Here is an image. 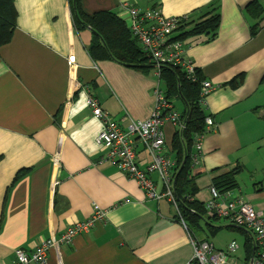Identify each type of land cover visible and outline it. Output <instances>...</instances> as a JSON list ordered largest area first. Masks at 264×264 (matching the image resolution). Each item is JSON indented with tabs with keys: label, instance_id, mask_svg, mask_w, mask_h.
Masks as SVG:
<instances>
[{
	"label": "crops",
	"instance_id": "0c3cea01",
	"mask_svg": "<svg viewBox=\"0 0 264 264\" xmlns=\"http://www.w3.org/2000/svg\"><path fill=\"white\" fill-rule=\"evenodd\" d=\"M252 3L264 11V0H80L85 14L111 12L128 27L125 4L195 22L217 8L221 22L213 40L200 35L179 42L183 58L215 87L201 102L215 127L203 137V156L192 171L195 199L206 204L214 179L240 168L237 187L229 192L264 215V13L260 22L248 8ZM14 5L12 39L0 46V264H13L19 248L32 252L43 241L60 239L96 211L106 213L104 221L51 249L48 264H188L194 254L191 234L174 207L148 199L134 179L101 161L106 151L96 139L103 125L87 106L84 90L127 132L152 114L157 86L165 93L160 68L124 66L100 58L104 50L91 55L93 32L77 30L70 0H14ZM169 100L183 117V98ZM163 134L166 157L178 163L173 143L183 133L166 124ZM136 153L145 169L152 157L141 141ZM150 178L162 192L159 175ZM206 217L218 233L231 229L228 243L238 244L232 255L238 261L247 231L230 221L216 226ZM228 243L212 244L226 251Z\"/></svg>",
	"mask_w": 264,
	"mask_h": 264
},
{
	"label": "built area",
	"instance_id": "2783aa9c",
	"mask_svg": "<svg viewBox=\"0 0 264 264\" xmlns=\"http://www.w3.org/2000/svg\"><path fill=\"white\" fill-rule=\"evenodd\" d=\"M130 17L129 28L136 37L147 55H150L156 63L157 68L162 64H173L180 66L187 73V76L196 81L195 66L183 58V47L181 43H169L174 31L178 28L182 18L166 16L160 9L153 8L140 10L135 6L123 5ZM81 86V85H80ZM200 102H204L207 96L214 91L215 87L210 82L202 83ZM87 106L91 109L93 117L102 122L103 129L96 139L99 147L106 151L101 161H110L121 173L127 174L134 179L142 191L150 200L169 202L179 213L178 200L175 195L174 184L178 173L179 165L171 161L165 154V137L163 127L172 124L178 133L186 130L185 119L178 114L172 102L166 97L162 89L157 86L155 89V105L150 117L144 121L133 122L127 132L123 131L115 119L105 112L100 101L94 97L87 88ZM215 127L212 119L207 118L205 131L196 134L194 137V152L192 154V171L203 156V140L205 135ZM141 141L142 145L151 155V162L141 169L137 162L136 145ZM58 166L59 161H55ZM159 175L163 191L158 192L156 183L150 175ZM211 198L205 204L208 217L219 220L230 221L233 226L242 228L249 233L253 242V252L243 264H264V215L257 212L253 205L240 197H233L228 191L220 193L215 187L210 188ZM104 211H96L91 219L84 223H75L66 229L60 239H51L41 242L34 251L27 252L24 249L15 251L13 264H48L49 252L51 249L62 245H69L76 236L87 234L92 227L105 219ZM183 226L186 223L181 220ZM194 247V254L188 264H239L232 259L239 246L236 242L228 245L227 250H218L209 242H200L191 237Z\"/></svg>",
	"mask_w": 264,
	"mask_h": 264
},
{
	"label": "trees",
	"instance_id": "16d2710c",
	"mask_svg": "<svg viewBox=\"0 0 264 264\" xmlns=\"http://www.w3.org/2000/svg\"><path fill=\"white\" fill-rule=\"evenodd\" d=\"M74 23L78 31L89 28L93 32V43L90 47L91 55L96 51L104 50L100 58L113 59L124 66L133 68H144L149 63V68L156 69L157 65L152 60L150 55L144 53L138 39L133 36L130 28L111 12H99L93 16L85 14L81 8L80 0H70ZM14 0H0V46L8 44L13 36L16 27V10ZM251 14L260 20L264 11L257 3L249 5ZM262 21V18L260 22ZM220 14L217 8H213L210 13H207L199 18L197 22L190 18L181 19L178 28L174 31L169 43L183 42L190 37L205 35L213 40L220 27ZM259 25L252 27V35H256ZM94 56V55H93ZM160 68V81L164 86V90L168 99L172 97H182L185 102L186 110L183 118L186 123V130L182 137L178 136L174 141V151L178 158V173L174 184L175 195L178 200L179 213H177V221L183 220L191 237L200 242L208 241V238L199 239L195 235V231L207 233L201 225V220H205L207 215L205 204L196 201L197 188L193 184L195 176H192V154L193 140L196 134L205 131V122L207 116L203 113L201 107V83L202 78L198 70H196V81H192L187 73L180 66L166 64ZM240 168L214 179L213 187L220 193H226L237 187L236 175ZM26 171H23L24 174ZM21 174V175H22ZM210 220L216 221L217 218L211 217ZM206 225L209 228L210 235H215L219 230L213 227L211 222L206 220ZM245 249L248 254H252L253 242L252 238L247 235L245 241Z\"/></svg>",
	"mask_w": 264,
	"mask_h": 264
},
{
	"label": "rangeland",
	"instance_id": "374dc122",
	"mask_svg": "<svg viewBox=\"0 0 264 264\" xmlns=\"http://www.w3.org/2000/svg\"><path fill=\"white\" fill-rule=\"evenodd\" d=\"M176 107L178 110H180L181 103L179 101L178 102L176 101ZM206 220H207V217L205 216V220L204 219L201 220V225L205 228L207 233L195 231V233H196L195 235L197 236V238H199V239L208 238V240L211 243H214L217 246L220 245L222 247H225L227 245V243L230 240H232V238H234V237H232L234 235L233 232H231V229H228V228L220 230L219 233L217 231L215 235L208 236V234H210V231H209L208 226L206 225ZM212 222L216 226H219V225L221 226V224L229 225V223L226 220H216V221H212ZM239 238L240 237H237L238 241L240 242V244H243L244 241H243L242 237L240 239ZM240 246H241V248H240L239 252L237 253L236 257L239 258V260H238L239 264H243L246 262V258L250 257L251 254H248L246 249H244L242 247V245H240Z\"/></svg>",
	"mask_w": 264,
	"mask_h": 264
}]
</instances>
